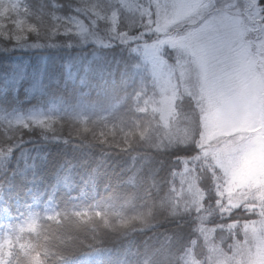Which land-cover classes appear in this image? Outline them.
<instances>
[{
    "label": "trees",
    "instance_id": "trees-1",
    "mask_svg": "<svg viewBox=\"0 0 264 264\" xmlns=\"http://www.w3.org/2000/svg\"><path fill=\"white\" fill-rule=\"evenodd\" d=\"M20 1L21 28L0 38V110L41 111L65 125V139L39 127L0 130V262L180 264L193 240L202 258L196 214L172 202L179 160L196 149L152 144L165 130L150 107L155 81L139 42H106L104 20L91 29L98 41L80 37L77 6L108 0ZM257 4L264 26V0ZM115 31L136 35L138 15L120 7ZM178 103L193 107L189 97ZM213 169L197 171L198 185ZM253 217L236 208L203 224ZM33 218L36 233L23 226Z\"/></svg>",
    "mask_w": 264,
    "mask_h": 264
},
{
    "label": "rangeland",
    "instance_id": "rangeland-1",
    "mask_svg": "<svg viewBox=\"0 0 264 264\" xmlns=\"http://www.w3.org/2000/svg\"><path fill=\"white\" fill-rule=\"evenodd\" d=\"M179 2L108 0L105 6L96 2L85 7L78 5L77 9L83 13L86 22L80 19L74 28L81 38L98 41L91 29L97 21L104 20L110 33L106 42H139L138 51L147 61L155 81L150 107L165 130V133L160 132L161 136L152 142L153 145L187 142L186 116L192 111L197 113L201 133L197 143L205 150L212 149L210 155L214 169L212 180L201 187L197 183V178H201L197 171L209 165L196 154L179 160L172 199L174 209L196 214L198 234L205 246L202 258L196 259L194 247L197 240H193L183 253L180 264H264V76L257 74L253 64V57L264 42L260 7L257 3L252 6L251 0H201L203 17L218 20L215 25L218 32L210 30L204 34L203 40L227 34L234 38V42L226 48L211 49L206 57L198 58L193 52L199 44L190 43L187 37L201 25L203 17H197L194 23L186 22L188 18L183 16ZM120 7L138 15L139 32L136 35L115 31ZM22 8L20 0H0V38L11 35L10 26L14 30L21 28ZM173 16L177 17L175 23L168 25L165 21ZM240 40L247 44L246 48L237 47ZM193 90L195 96L190 95ZM181 96L189 97L193 102L187 113L179 109L182 108L178 103ZM178 111L186 114L179 123L175 115ZM2 113L0 110L1 133L13 132L19 126L39 127L49 133L47 138L65 139V125L41 111L12 116ZM41 119L44 125L34 122ZM78 123L89 125L86 120ZM20 142L18 139L15 146ZM225 146L234 149L227 155L221 153L225 162L230 159L236 165L231 176L216 160L217 150H223ZM236 208L248 211L253 219L203 224L215 212L222 216ZM33 224L34 229L30 227ZM23 226L31 233L38 229L34 218Z\"/></svg>",
    "mask_w": 264,
    "mask_h": 264
},
{
    "label": "snow or ice",
    "instance_id": "snow-or-ice-1",
    "mask_svg": "<svg viewBox=\"0 0 264 264\" xmlns=\"http://www.w3.org/2000/svg\"><path fill=\"white\" fill-rule=\"evenodd\" d=\"M256 3L257 0H251L252 6H255ZM157 7L160 6L157 5ZM178 7L182 10V14L184 17L192 19H196L197 17H203L204 5L202 4L201 0H180ZM261 7L264 8V6ZM217 22V18L208 20L207 17H203V22L201 23V25L196 28L195 31L189 33L187 39L190 41V43L199 44L198 49L193 52L194 55H198V58L206 57L211 49L226 48L234 42V38L227 36V34H225V36H218L216 38L208 37L206 40H203L204 34H207L210 30L213 32H218V29L215 27ZM223 26L226 27V25ZM15 39L17 42L21 41L20 36H16ZM202 40L203 43H201ZM34 122L38 125H44L45 123L42 119L35 120ZM18 123H23V121H18ZM233 150L234 149H232L231 147L225 146L223 150H217L216 153L217 163L225 169L226 174H228L229 176L233 175L236 169V165L230 159L225 162L221 158V153L227 155V153ZM30 227L34 229L35 225H30ZM36 259L38 260V257ZM0 264H3V262H0Z\"/></svg>",
    "mask_w": 264,
    "mask_h": 264
},
{
    "label": "clouds",
    "instance_id": "clouds-1",
    "mask_svg": "<svg viewBox=\"0 0 264 264\" xmlns=\"http://www.w3.org/2000/svg\"><path fill=\"white\" fill-rule=\"evenodd\" d=\"M177 17L173 16V18L169 21H167L168 25H173L176 21ZM186 22L188 23H194V19L192 18H188L186 20ZM157 31H160L159 28H157ZM243 46L244 48L247 47V44L244 43L243 40H240V42L237 44V47H241ZM239 53H237V57H239ZM253 64L255 67V70L257 72V74H259L260 76H264V42H262V44L259 46L257 53L254 55L253 57ZM190 95L195 96V90H193L192 93H190ZM179 99H182L183 97H178ZM176 117H177V123L180 122V118L182 116H186V114L182 113V112H176L175 113ZM187 120H188V127H189V139L187 142H182L180 144L176 145V148L179 147H194L196 149V156L198 159H203L204 163L206 165H209L210 167L214 168V165H212L211 162V151L212 149L209 148L207 150H205L203 148L202 145H199L197 143L199 136H200V129H199V125L197 122V113L195 111H192L190 115L186 116ZM167 147V146H165Z\"/></svg>",
    "mask_w": 264,
    "mask_h": 264
}]
</instances>
